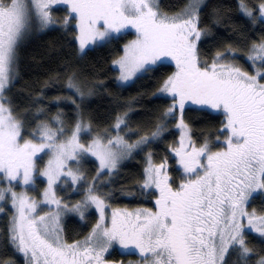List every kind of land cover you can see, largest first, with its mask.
Returning <instances> with one entry per match:
<instances>
[{
	"label": "snow or ice",
	"instance_id": "snow-or-ice-1",
	"mask_svg": "<svg viewBox=\"0 0 264 264\" xmlns=\"http://www.w3.org/2000/svg\"><path fill=\"white\" fill-rule=\"evenodd\" d=\"M61 6L66 11L57 15ZM205 7L204 0H187L176 11L161 0H0V213L8 215L4 205L11 209L0 239L22 264H264V205L250 207L264 196V35L231 23L223 7L212 21L228 22L230 32L221 35L204 24ZM236 7L250 25H264V0H237ZM54 28L80 59L134 30L110 61L113 79L123 87L149 77L158 87L116 98L120 110L102 130L82 104L104 81L77 69L50 75L21 110L9 95L19 79L21 45ZM62 78L75 95L46 97L47 84ZM143 95L169 103L132 128L131 106ZM69 101L71 123L63 109L49 115V106ZM189 111L222 119L214 130L198 129ZM176 131L157 162L153 145ZM141 153L144 166L133 184L139 191L121 186L120 193H155V206L113 207L121 162ZM86 160L95 175L83 167ZM37 181L44 184L39 196L29 191L39 189ZM68 218L90 224L87 233L69 240ZM117 249L139 259H108ZM0 264L19 262L0 257Z\"/></svg>",
	"mask_w": 264,
	"mask_h": 264
},
{
	"label": "trees",
	"instance_id": "trees-1",
	"mask_svg": "<svg viewBox=\"0 0 264 264\" xmlns=\"http://www.w3.org/2000/svg\"><path fill=\"white\" fill-rule=\"evenodd\" d=\"M187 0H161L162 6L168 11H176L181 7ZM206 7L202 13V18L204 24L212 26L214 31L220 32L221 35H227L229 30H225V23L222 22L219 25H213L212 21L214 19V10L223 7L231 16V23L242 25L248 32L255 31L257 36L264 35L261 30L264 29V25H250L247 19L243 18L237 11V0H206ZM66 9L62 6L56 9L57 15H63ZM75 29H73L74 31ZM134 37V33L128 32L124 35L118 42L114 41L111 45H105L104 47L95 48L90 50L83 59H80L74 52L70 53L64 44V34L59 28H54L46 30L43 33H34L28 36L20 48V62H19V79L11 93L14 97L16 103L20 105V109L23 110L28 108L31 104V97L28 93L35 94L41 90V87L45 84L50 75L55 73L64 74L66 72H71L73 69H77L83 78L89 80H103V88H94V92L91 96H88L83 102L82 107H85L86 112L89 114L93 121L94 126H98L99 130L108 127L111 123V116L114 115V111L120 110L116 107V98L127 100L132 97H139L142 93L150 94L155 88L158 87L153 79L145 77L141 80H137L135 83L125 85L123 87H118L117 82L113 79L115 73L111 70L110 61L119 53L118 45H122L129 39ZM228 38H231L230 36ZM255 39L256 37H252ZM205 51H209L205 48ZM65 60L69 61L70 67L65 66L63 63ZM241 62L247 67L248 63L241 59ZM100 70L101 75H95V72ZM174 70L173 67L165 68L162 71L167 73ZM91 86V85H90ZM56 95H69L73 96L75 93L66 91L65 81L62 78L55 84H47V91L45 92L46 97H53ZM44 103V101H41ZM79 103V101H78ZM169 103L166 99L153 100L151 95H143L140 99L139 105H132L134 114L131 115L130 119L132 121L131 127L135 128L137 124H143L148 116L151 109L156 105H163ZM51 111L49 115L55 114L57 108L63 109L69 115L66 119L71 123L74 119L72 113L75 112V108L71 105V102L62 103L59 105L49 106ZM45 118V117H40ZM186 118H190L195 126L199 128H212L213 130L218 127L219 121L222 116L213 113L208 116L206 114L198 113L195 111H189L186 113ZM110 130V129H109ZM179 136V132L176 131L171 135L166 136L165 142H161L159 145H153L154 151L158 153L156 159L159 160V154L165 153V143L172 142ZM91 137H85V139H90ZM135 139V137H130ZM169 164L173 170V174L177 175L175 160L169 156ZM144 166L143 154L133 156L132 158L125 160L121 163V169L119 174V179L114 182L112 187L116 189L114 193V198L111 200L113 207L133 209L140 205L146 207H154V195L147 198H142L140 196L128 197L121 195L120 188L124 186L128 190L139 191L133 187L134 182L140 179V173ZM84 168L90 170L89 175H95L94 164L90 160H86L83 165ZM39 184V189H36V194L39 196V191L44 187L43 183L37 181ZM63 195V193H60ZM73 200L79 199V195L71 197ZM264 205V196L257 195L250 205V207H256L258 210ZM8 215L11 214V209L6 205ZM8 215H0V231H3L5 224L8 219ZM94 222V217H92ZM90 224L86 227L79 221V218H68L65 221V232L71 239H79L83 237L88 231ZM78 234V235H77ZM254 242L259 244L260 242L253 238ZM3 241L0 239V257H11L15 258L19 264H22L20 257L13 256L11 248H4L2 246ZM127 259L129 256L122 255L120 250L112 251L109 257L114 259ZM132 257H137V255H132Z\"/></svg>",
	"mask_w": 264,
	"mask_h": 264
},
{
	"label": "rangeland",
	"instance_id": "rangeland-1",
	"mask_svg": "<svg viewBox=\"0 0 264 264\" xmlns=\"http://www.w3.org/2000/svg\"><path fill=\"white\" fill-rule=\"evenodd\" d=\"M205 1L206 0H204V3H205ZM129 32H132V33H134V35H135V32H134V30H130ZM242 63V62H241ZM243 65H244V67H245V64L244 63H242ZM245 68H248L249 70H251L250 68H249V65H247V67H245ZM128 85V84H127ZM131 139V138H130ZM130 158H132V157H130ZM130 158H127V159H125V160H128V159H130ZM45 159H47V157H45ZM124 160V161H125ZM123 162V161H122ZM121 162V163H122ZM18 190H20L19 188H18ZM29 191L30 192H32L34 195H37L36 194V190H33V189H29ZM38 196V195H37ZM6 205H4V207H5ZM44 211H47L48 209L47 208H45V209H43ZM131 210V209H130ZM1 214H3V213H0V215ZM119 250V249H118ZM108 259H114V258H111V257H109L108 256ZM119 259H122V257L121 256H119ZM119 259H116V260H119ZM128 259H139V256H137V257H132V256H129V258H127V259H124V260H128Z\"/></svg>",
	"mask_w": 264,
	"mask_h": 264
}]
</instances>
